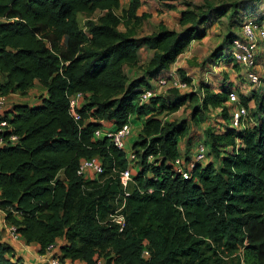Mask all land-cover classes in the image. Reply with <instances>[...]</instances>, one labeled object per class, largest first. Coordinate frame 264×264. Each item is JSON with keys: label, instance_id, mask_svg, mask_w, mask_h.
Masks as SVG:
<instances>
[{"label": "trees", "instance_id": "trees-1", "mask_svg": "<svg viewBox=\"0 0 264 264\" xmlns=\"http://www.w3.org/2000/svg\"><path fill=\"white\" fill-rule=\"evenodd\" d=\"M261 1L185 4L181 30L159 26L138 36L136 28L148 17L142 0H0V95L43 90L35 104L8 105L0 116L16 137L0 147L1 228L3 222L14 226L23 245H37L39 255L57 243L61 261L82 264L96 258L105 264H264V81L246 100L239 98L246 108L253 102L252 127H232L226 81L214 86L203 79L197 93L172 89L139 104L141 93L226 16L230 29L199 68L208 65L205 77L228 60L240 38L232 29L241 30L242 11L256 16ZM95 14L96 20L81 24L80 15ZM145 50L152 54L142 61ZM189 67L198 66L177 68L186 82L192 81ZM74 93L83 94L78 124L66 97ZM185 105H191L187 123L164 119ZM207 116L213 126L198 144L207 147L210 161L183 179L173 168L179 139L187 124ZM127 122L136 161L125 197L113 172L126 169L124 152L93 135ZM95 156L104 168L98 180L78 177L80 161ZM123 198L125 226L119 231L107 217ZM2 232L0 264H24ZM143 249L148 259L141 257Z\"/></svg>", "mask_w": 264, "mask_h": 264}, {"label": "built area", "instance_id": "built-area-1", "mask_svg": "<svg viewBox=\"0 0 264 264\" xmlns=\"http://www.w3.org/2000/svg\"><path fill=\"white\" fill-rule=\"evenodd\" d=\"M225 57L230 63H235L244 70L246 74L245 78L249 82L248 86L257 87L261 85L264 81V15L257 17L247 14L243 17L240 38L233 40ZM224 60L226 59L220 60L215 66H219L221 63H224ZM209 75L210 74L204 77L205 82L208 81ZM172 89L177 90L180 94H188L192 92L197 93L193 81L186 82L182 80L177 72V69L171 68L166 76L164 75L155 79L153 88L145 89L141 93L139 97V104L141 105L147 103L150 98L164 95L168 90ZM201 95L202 94H199V97H201ZM226 96V105L234 106L230 111L232 127L236 129L245 128V123L250 119L248 109L240 103L239 96L234 90H232V88L228 90ZM66 97L68 100L69 115L72 117L73 121L78 124L81 121V115L78 112V109L82 105L83 94H67ZM8 105V97L0 95V116L8 108ZM10 131L11 128L9 123H7L6 120L0 119V147L5 144L6 139L11 142L15 141L16 137L10 135ZM133 135L134 130L130 122L123 124L120 128L113 131L98 129L93 135L94 139H99L101 137L108 138L113 147L121 152H124L127 161L126 169L119 172L114 169L113 172L117 174L118 181L125 197L129 195L127 189L129 184L132 182V172L134 171V163L136 161L135 155L128 145V140ZM127 145L129 149L128 155L126 151ZM206 152L207 147L202 144H198L192 160L187 161L182 156L176 158L173 162L174 171L183 179H189L191 176L190 171L195 167V165L202 163L206 159ZM103 172L104 168L102 162L99 157L95 156L90 159H82L78 165L76 173L78 177L91 181L94 179L98 180V177ZM118 200L119 199L115 200V208L107 217V221L118 225L119 231H122L125 226V219L122 215V211L125 208V199L123 198L121 202ZM2 228L7 241H17L23 244L20 234L14 226L7 225V223L5 224L3 222ZM60 256L61 254L59 253L57 243H53L46 248L44 254H38L36 258L39 263L42 264H82L71 260L61 261ZM141 257L143 259H148L149 252L146 249H143ZM94 264L105 263L101 259L96 258Z\"/></svg>", "mask_w": 264, "mask_h": 264}, {"label": "rangeland", "instance_id": "rangeland-1", "mask_svg": "<svg viewBox=\"0 0 264 264\" xmlns=\"http://www.w3.org/2000/svg\"><path fill=\"white\" fill-rule=\"evenodd\" d=\"M209 1L212 4H219V2H227L232 3L236 0H142V12H145L147 14V18L144 19L143 22H141L140 26L136 28L137 35L138 36H145L148 35L158 29L159 26L165 27L170 30L179 31L181 30L180 25L178 24V17L181 10H184L187 5L185 4H191V6H204L205 2ZM257 9L255 10L254 14L257 16L258 14L264 13V0H262L258 5ZM248 9L245 11H242V19L245 15H247ZM251 15V14H250ZM99 15L95 14L91 17H86L83 15H80L79 19L81 24L83 25L84 22L87 20L94 21L97 19ZM261 17V16H260ZM124 26L121 25L119 27L120 30H124ZM229 21L227 16L221 18L219 21L215 20L213 23L209 25V28L207 29L206 35L201 40H195L191 43L189 46V49L186 50L185 54L180 58L179 62L183 65H186V62H190L192 64H195V66H198L197 68L192 67L190 69H187L188 76L192 78V81L196 87V90L198 92L197 85L201 80L204 79V73L207 70L208 65H205L204 67H200V64L202 61H204L209 53H211L218 45L221 44L222 39L224 35L229 30ZM232 31H236L238 34V37L240 35L239 29H232ZM151 51H143V54L141 55V60L145 61L151 56ZM191 60V61H190ZM197 60V61H196ZM229 60H224V63H221L219 66L212 67L213 73L210 74L208 77L209 83H212L214 86H219L226 81L225 85H229L228 90L232 88L237 95L241 96L244 100H246L247 97H249V94L252 90L257 89L256 86H248L247 79L242 77L243 69L239 67L238 65L231 67L232 70H234V74H230L227 70V65L231 64L234 65L235 63L227 62ZM226 62V63H225ZM226 77V79H225ZM243 78V79H242ZM227 90V91H228ZM43 90H41L38 86L35 87V89L32 90L31 94H24V95H16L9 98V105L17 104V103H34L32 102L36 99L38 95L42 93ZM31 102H30V100ZM249 116L250 119L248 122L245 123L244 127H252L254 125V118L252 115L254 114V106L253 102H251L248 107ZM218 110H216L217 112ZM191 112V105H185L181 107L176 113L171 114L169 116L164 117V119L169 121H182L185 120L189 121V114ZM208 117V118H207ZM206 120H204L201 123H189L187 134L179 139V149H180V156H182L184 159L187 160V157H191L194 155L195 147L199 142L205 141V138L203 137V132L208 129L209 126H213L211 123L212 119L210 117H213L212 114L207 116ZM162 118V117H161ZM223 123V122H222ZM187 138L190 139L189 144L187 145ZM128 145H127V155H128ZM210 161V158H207L201 163L202 165H205ZM226 264H231L230 260L226 259ZM241 264L242 263L241 261Z\"/></svg>", "mask_w": 264, "mask_h": 264}, {"label": "crops", "instance_id": "crops-1", "mask_svg": "<svg viewBox=\"0 0 264 264\" xmlns=\"http://www.w3.org/2000/svg\"><path fill=\"white\" fill-rule=\"evenodd\" d=\"M144 6H142V8H143ZM184 54H182L179 58H178V60H177V62L175 63V64H173L172 66H171V68H173V69H177V68H187V64L186 65H183V64H181L180 62H179V59L183 56ZM187 63V62H186ZM232 65L231 64H229V65H227V70L229 71V73L230 74H234V70H232ZM243 71V73H244V70H242ZM187 74H188V72H187ZM243 79V78H242ZM35 89V88H34ZM32 93V90L28 93V94H31ZM13 95H10V96H8V97H12ZM38 96H40V95H38ZM37 96V97H38ZM29 100H30V98H29ZM35 101H36V99L33 101V99H32V102H34V104H35ZM30 102H31V100H30ZM28 104H33V103H28ZM217 112L215 111V114H216ZM214 114H212V116H213ZM137 127H140V125L139 124H137V126H136V128ZM134 137H135V134L128 140V145L129 144H131L132 143V141H133V139H134ZM0 234H1V240L2 241H4L5 239H4V234H3V232H2V228H1V226H0ZM9 244L12 246V248L14 249V252H15V255H16V257H21L22 259H23V261H24V264H42V263H39V261L37 260V258H36V256L38 255L37 254V251H38V246L37 245H35V244H32V245H30V246H24L21 242H17V241H10L9 242Z\"/></svg>", "mask_w": 264, "mask_h": 264}, {"label": "clouds", "instance_id": "clouds-1", "mask_svg": "<svg viewBox=\"0 0 264 264\" xmlns=\"http://www.w3.org/2000/svg\"><path fill=\"white\" fill-rule=\"evenodd\" d=\"M178 59V58H177ZM13 96H16V95H13ZM10 97H8V99H9Z\"/></svg>", "mask_w": 264, "mask_h": 264}]
</instances>
